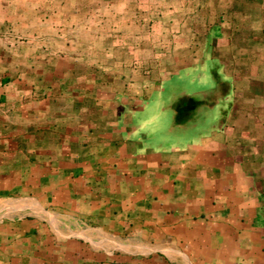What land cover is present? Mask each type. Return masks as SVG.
I'll use <instances>...</instances> for the list:
<instances>
[{
    "label": "crops",
    "instance_id": "0c3cea01",
    "mask_svg": "<svg viewBox=\"0 0 264 264\" xmlns=\"http://www.w3.org/2000/svg\"><path fill=\"white\" fill-rule=\"evenodd\" d=\"M89 2L48 4L59 43L0 67V264H264V101L234 82V0ZM193 72L211 86L173 87Z\"/></svg>",
    "mask_w": 264,
    "mask_h": 264
},
{
    "label": "rangeland",
    "instance_id": "374dc122",
    "mask_svg": "<svg viewBox=\"0 0 264 264\" xmlns=\"http://www.w3.org/2000/svg\"><path fill=\"white\" fill-rule=\"evenodd\" d=\"M78 1L84 6H88L89 3L90 5L95 4V2H89L90 0ZM64 2L70 3V0H0V67H7L12 71L17 65H20L19 60H16L13 55L17 48L20 50L22 46L26 51H31V43L28 41L32 42L34 37L45 41L53 39L54 42L62 39L63 31L56 30L57 32L50 33V30L44 27L45 22L40 23V21H45L44 18L39 20L37 17L49 14L48 4L53 6L54 3L59 5ZM231 7V15L227 14L230 17L231 32L235 37L233 44L235 67L234 65L232 67L234 82L236 85H241L242 93L245 90L243 87L247 86V94L252 95L248 99L249 103L256 105L261 98L264 101V0H234ZM108 15L106 14V16ZM81 19L78 20L79 28L73 27L64 33L69 35L76 30L82 31ZM92 30L99 31L101 29L97 26ZM58 43L56 42V44ZM77 48V51L80 52L79 45ZM109 62L108 59H104L103 67H108L107 63ZM75 63L77 66L85 68L95 69L97 67L95 61L91 62L85 58ZM99 64L98 61V67ZM191 76L195 77L194 82L186 79L178 80L172 82L173 87L202 89L210 87L212 84V79L206 76L203 80V76L199 72H193ZM198 80L200 81L198 82Z\"/></svg>",
    "mask_w": 264,
    "mask_h": 264
}]
</instances>
